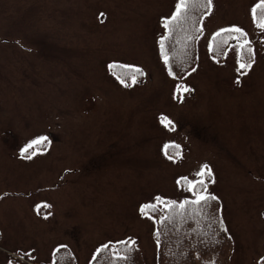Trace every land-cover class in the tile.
Returning a JSON list of instances; mask_svg holds the SVG:
<instances>
[{
    "label": "rangeland",
    "instance_id": "374dc122",
    "mask_svg": "<svg viewBox=\"0 0 264 264\" xmlns=\"http://www.w3.org/2000/svg\"><path fill=\"white\" fill-rule=\"evenodd\" d=\"M178 2L0 0V264L48 263L61 247L75 264H106L112 249H97L124 239L156 264L154 217L194 200L188 182L199 191L201 179L231 237L228 264L264 255L261 0H212L196 71L174 78L159 37ZM232 27L246 35L213 43ZM39 135L41 154L22 158ZM204 164L212 177L197 175Z\"/></svg>",
    "mask_w": 264,
    "mask_h": 264
},
{
    "label": "trees",
    "instance_id": "16d2710c",
    "mask_svg": "<svg viewBox=\"0 0 264 264\" xmlns=\"http://www.w3.org/2000/svg\"><path fill=\"white\" fill-rule=\"evenodd\" d=\"M207 10L206 0H193L180 19L170 24L168 29L163 28L159 47L163 38L164 50L169 58L166 68L168 72L169 69L173 71V77H183L196 63L195 39L200 33L201 21ZM224 36V33L216 35L213 43H218ZM171 201L176 200L163 202L162 212L154 217L156 264H228L232 242L228 232L220 229L217 199L201 202L200 205L189 203L183 210L176 206L168 207ZM182 201L184 199L176 201L177 205ZM108 245L107 249L100 248L103 254H110L111 249L116 248L119 255L127 256V259H113L106 264H143V260L128 242ZM67 251L64 247L56 249L50 261L43 264H75L69 254L66 256ZM9 264L28 263L15 258ZM255 264H264V255Z\"/></svg>",
    "mask_w": 264,
    "mask_h": 264
},
{
    "label": "snow or ice",
    "instance_id": "6c2138e0",
    "mask_svg": "<svg viewBox=\"0 0 264 264\" xmlns=\"http://www.w3.org/2000/svg\"><path fill=\"white\" fill-rule=\"evenodd\" d=\"M192 2H193V0H179V2L175 6V11L173 12L172 16L170 18H166L164 20V24H163L164 28L168 29L170 24H172L173 22H175L178 19H180L182 13L186 10V8L188 7L189 3H192ZM206 6L210 10L211 7H212V0H206ZM258 8L261 10V18L258 21L257 26L262 28V29H264V0H261V3L257 4L252 9L253 19L254 20L256 19V11H257ZM100 15L103 16L104 14L101 13ZM220 31L236 32V33H239L242 36L246 35L243 32V30L238 28V27H232L230 29H221ZM216 35H219V32L216 33ZM247 43H248V41L245 40V42L243 44H241V48H244V46ZM160 49H161V55H162L163 60H164V64L167 66L168 63H169V58H168V56H167V54L165 53V50H164L163 38L160 41ZM252 51L253 50L251 48H248V52L249 53H252ZM253 63H254V60H252L250 62H247V63H240V69H250L252 67ZM109 67H112V65H110ZM192 71L194 72V71H196V69H192ZM135 72L139 73L140 75H143V72H142L141 69L137 68V69H135ZM168 74H169V76H174V73H173V71L171 69H169ZM118 79H120V83L122 85H124L125 87H128V83H127L126 79L119 78V77H118ZM131 81H132L133 84L136 83V75L135 74H133L131 76ZM237 83H239V80H237ZM181 89L183 90V92L191 91V89H189V88H187V87H185L183 85H178L177 86V92H180ZM159 119H160V123L166 129H168L169 131H174L175 130V125H174L173 121L171 119H169L167 116H161ZM47 141H48V137L45 136V135H39L36 138L31 139L28 143H26L24 145V147H22L20 149V154H21L22 158L30 160V159L33 158V156L41 154V153H38L36 151V149L40 145L45 144ZM170 146L179 149V145H176V144H172V145H167L166 144L165 148H168ZM197 175L201 176V177H203V176L212 177L213 173H212V170L209 168V166L207 164H204V165L201 166V168H200L199 172L197 173ZM198 183L201 186L199 191L196 190V184L195 183L188 182L187 191H189V192H191L193 194V196L195 197L194 200H191V201L184 200V201L180 202L178 205H177L176 201H171V202H169V204L167 206L168 207L176 206L179 209L183 210L185 208V206L188 205L189 203H191L193 205H200L201 202H207L209 200H216L217 199L216 196L208 194L207 185H206L204 179L199 180ZM213 183H214V180H213ZM157 199H159V198H157ZM143 207L146 208V207H148V205H144ZM141 211H143V208L141 209ZM162 219H164V218H162ZM219 226H220L221 231H227V229L224 226V222H223L222 219L219 221ZM229 238H231V237H229ZM118 243L127 244V242H125V241H120ZM132 243H135V242L133 241ZM108 247H109V245H107V244L102 245L103 249H107ZM100 251H101V249L98 248L97 249V253H99ZM112 251L114 253V259H122V260L127 259V256L119 255L118 249L113 248ZM213 264H214V262H213Z\"/></svg>",
    "mask_w": 264,
    "mask_h": 264
}]
</instances>
